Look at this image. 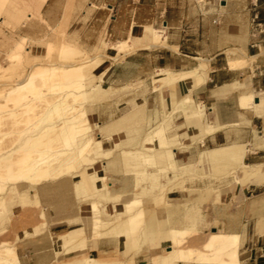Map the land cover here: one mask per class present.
I'll list each match as a JSON object with an SVG mask.
<instances>
[{"label": "crops", "instance_id": "crops-1", "mask_svg": "<svg viewBox=\"0 0 264 264\" xmlns=\"http://www.w3.org/2000/svg\"><path fill=\"white\" fill-rule=\"evenodd\" d=\"M80 1L108 8L95 12L82 7L67 14L66 0H46L39 13L48 26L58 28V32H65L68 37L80 41L83 33L94 35L93 42L86 43L88 48H94L98 34L106 45L99 46V51L90 58L98 61L90 71L91 83L100 84L106 92L95 102L84 105L92 138L100 143L102 152H107L86 167L85 172L95 177V188H106L101 197L77 192L71 183L80 178L73 174L67 186L54 180L42 188L29 189L36 192L37 204L14 202L6 207L0 242L14 245L19 264H67L84 256L118 264H151L150 256L161 253L170 244L166 230L170 226L186 227L185 207L190 206L194 215L189 221L195 222L198 236L214 229L211 233L237 236L238 248L235 258L231 254L223 256L224 262L176 264H264V0ZM253 17L261 31L252 36ZM146 26L161 28L163 46L140 48L129 54L118 53L113 47L129 36L140 37ZM228 60H237L236 67L231 68ZM164 71L175 74L195 71L197 76L170 80L162 74ZM249 96L252 99L241 106L240 97ZM184 98L191 103L179 110V102ZM192 110L200 114L193 117ZM162 141L175 166H195L199 178L188 180L186 175L174 178L171 171H166L152 181L139 177L138 173L156 172L161 165L145 168L121 154V151L147 154L146 150H159ZM225 148L243 149L242 164L261 166L262 172L244 186L233 177L230 187L226 185V190H219L212 177L202 176L220 166H231L225 157L212 158V152ZM236 168L227 173L235 170L240 177L241 170L238 165ZM231 182L228 179L227 184ZM214 192H220L217 199ZM123 194L138 196L145 220L160 225L152 242H142L140 232L130 237L128 245L125 234L116 230L102 228L100 235L87 230L88 218L93 217L92 203H98L100 219L110 222L113 214L123 210L120 198ZM109 196L117 199H107ZM42 221L44 225L35 233L34 228ZM77 232H81L80 236L61 239ZM212 256L219 258L216 251Z\"/></svg>", "mask_w": 264, "mask_h": 264}, {"label": "bare ground", "instance_id": "bare-ground-1", "mask_svg": "<svg viewBox=\"0 0 264 264\" xmlns=\"http://www.w3.org/2000/svg\"><path fill=\"white\" fill-rule=\"evenodd\" d=\"M45 1L46 0H41V5H43ZM158 32L159 31L152 28L151 26H146L143 29V34L140 37L132 38L129 36L127 40L117 42L113 47L117 50L118 53H128L140 48L148 49L151 47L155 48L157 46H163L164 37L162 34H157ZM62 47L64 50L69 52L75 51L76 49L69 42L66 41H64ZM21 48L22 47H18L16 45L15 48L16 52L11 54L10 60H12L13 63L15 61L22 62V52L17 51L20 50ZM101 58L103 57H100V59ZM32 59L42 60V62L44 63H37L30 66L27 76L23 78L24 81L22 80L23 82L15 83L11 87H8L7 85L5 86V88L2 87L0 90V223L6 216V207L9 204H12L14 202L15 203L18 202L20 204H23L24 202L36 203L37 200L36 192L34 191L33 193H31L29 192V189L31 188L34 189L35 187L37 188V186L40 187L42 182L45 181L47 182V178H54L56 176L61 177L64 175L71 176L73 174H77L80 179L77 181L78 184L76 185V191L94 197L95 196L101 197L102 191L104 190V188H106L105 186L101 187V189L95 188L93 185L94 184L93 180L95 177L85 172L86 167L90 166L96 160L107 155V152H102L100 148V143L98 141L93 140L92 138L93 132L85 119V109H84V105L86 103L95 102L97 98L103 96L106 92L103 88H101L100 84L93 85L91 83L92 77L90 71L98 63V61L90 59L91 61L85 64L86 69L84 76L79 77L78 79L75 78V80L69 83H64L62 87H65L66 91L62 94V96H60V98L56 99L52 96H48L47 94H45V92L42 91L40 87L46 86L48 88L47 90L56 89L57 86H55L54 84L50 86V83H54L55 80L64 79V73L75 70L77 69V67L80 66L63 68V67L47 65L45 64L46 61L48 60L46 56L34 57ZM236 63L237 60H228V64L230 65L231 68H235ZM199 73L201 74V72ZM162 74L167 76V78H169L170 80L177 79L179 76H197L195 71H192L187 74H175L173 72L164 71V73L162 72ZM66 80L67 79H65L64 81ZM188 98H184L183 100L181 99L182 101L179 102L178 105L179 110L184 109L186 105L191 103V101L189 100L190 98L189 99ZM240 98L241 99L239 100V102L241 106H245L247 100L252 99L251 96L240 97ZM10 100L18 104L15 111L6 110V103L9 102ZM1 101L4 102L3 105H1L2 103ZM190 114H192L193 117L198 116L200 114V111L192 110ZM9 119L12 120L13 125L16 126L27 125L25 129L19 130L18 135L20 139L17 141V146L16 147L14 146L15 148L11 147L13 146L14 143L8 146H3V142H4L3 139L7 134H9V132L8 133L6 132L8 131ZM158 132L161 133L162 130H159ZM207 132L210 133V130ZM174 140L176 139L174 138ZM53 142L60 143L61 149L55 151V148H50V144ZM165 146H166L165 143L162 141L159 150H146L147 154H143L138 151L137 152L121 151V154L124 158L132 160V162L134 161L137 164L144 165L143 167H145V165L146 166H155V165L157 166V164L161 165V167L158 168L156 172L147 173L145 171H140L138 173L139 177L140 176L148 177L152 181H156L159 173H164L166 171H171L174 174V178L178 175L191 176V174L196 173L197 169L195 166L188 165L187 167L184 168L183 167L177 168L175 164L172 162V155L170 150H168L167 147ZM233 148L219 149L217 151L212 152L211 155L212 158L215 156L225 157L231 166L238 165L242 173L240 174L241 175L240 177L237 176V172L235 170H233L230 173L228 172V174H231L235 178L233 179L235 180L236 183H239L240 185L244 186L245 184H248L252 179L256 178L262 172V168L261 166L254 168L243 165L241 162L243 149H237V148L233 149ZM23 153H27L26 155L29 156L28 159L31 160V162L27 164L24 163L27 161V159L26 161H21L22 165L21 164L19 165V161L14 162L15 158L16 160H19L21 157L23 158ZM32 154L34 155V157L31 156ZM49 158H52L53 161L57 160L58 165L50 166L47 163V159ZM149 170L151 169L149 168ZM42 179H46V180H42ZM2 182H8L7 183L8 185L6 186L5 189H4V185L1 184ZM4 184L6 185V183ZM102 184L104 185L103 179H102ZM146 192L147 191H145V193ZM125 195L126 194H123L122 195L123 197L119 195L122 201L118 197V199L121 202H123L122 212L113 214L116 215V217L114 218V216L112 215L113 220H111L110 222L102 221L100 219L98 214V207H97L98 203L95 202L92 203V212L95 215V217H92V220L88 219L89 221L87 222V230L89 229L92 233L96 235L101 234L100 230L102 228L111 232H115L116 230L119 232V234L120 233L125 234L126 243L129 245L128 242L130 241V237L133 231L137 229V225H136L137 220L142 218L143 226L139 229L141 241L146 243L151 242L152 241L151 237L155 235V233H157V230H160V225L152 222V220H147V219L145 220L144 218L145 210H143V208L141 207V199L138 196H130L131 194L129 196L127 195L125 196ZM218 195L219 193H217L215 196L217 197ZM110 198L111 197L109 196L107 199ZM114 198L115 200L117 199L114 196L113 198H111V200H113ZM119 200L118 202H120ZM21 206L22 205H20V207ZM192 210L193 209L190 206L185 207L184 215L186 218L190 219L193 217ZM40 217L43 219L44 215L40 213ZM169 220L171 221L172 219ZM174 221L177 220L174 219ZM42 225H44V222L42 223ZM35 231L37 230L34 229V232ZM80 233L77 232L72 235L66 234L67 236L64 237L63 235L61 239L62 240H64L65 238L73 239L75 238V236L79 235ZM185 233L186 231H184L183 229L181 228L176 229L171 226L166 230V234L168 238L171 236V234L174 235L172 236V238H174L173 239L174 242L172 241V243L175 244V246L181 244L182 238L185 235ZM238 243L239 240L237 236L224 234L222 232L212 233L205 242L202 250L183 249V248L180 249L174 247V250L172 248L173 251L170 253L163 254L164 252H162L150 256L151 257L150 261L151 264H176L179 261L210 263L213 262L214 260H219L221 262H224L223 256H229L231 254L235 258L236 250L238 248ZM64 247L66 248L67 245ZM212 251L224 252L225 255L222 256L218 255L219 258L216 259L214 256H212ZM55 256L61 257V254H55ZM128 262L130 261L128 260ZM0 264H19V260L15 253V249L13 245H0ZM69 264H103V263L98 262L93 258L84 256L77 259L75 258V260L70 262Z\"/></svg>", "mask_w": 264, "mask_h": 264}, {"label": "rangeland", "instance_id": "rangeland-1", "mask_svg": "<svg viewBox=\"0 0 264 264\" xmlns=\"http://www.w3.org/2000/svg\"><path fill=\"white\" fill-rule=\"evenodd\" d=\"M196 1H201V0H196ZM89 3H92L89 5ZM41 0H0V90L2 87L5 88V86L8 85V87L13 86L15 83H21L23 82V78L27 76V73L29 71V67L37 64V63H44L42 60H33L29 56H46L48 60L46 61L45 64L51 65V66H57V67H63V68H71V67H77V69L69 71L64 73V79L60 80H55L54 83H50V86L54 84L56 89L53 90H47L48 88L46 86H41V90L45 92L48 96H52L56 99L60 98L62 94L66 91L65 87H62L64 83H69L75 78H79L84 76L85 74V67L92 57L93 54H96L100 49V47H105L103 44V41L101 39V34H98V38L95 41L94 48H88L86 46V43H92V35L91 33H83L82 34V39L78 41L77 38L75 37H68L65 32H58L60 31L58 28L57 29H52L50 26L44 22L41 17H40V9H41ZM90 9L93 11L100 10L102 12L106 11V6L102 4H94L93 2L90 1H77V3L74 2V0H66L65 6H64V12L69 14L73 10H80V9ZM88 7V8H87ZM98 11V12H100ZM97 14V13H92ZM91 15V16H92ZM67 21V17L64 18ZM63 19V20H64ZM94 18H92L93 20ZM66 21L62 23H66ZM161 30V28H158ZM157 30V31H159ZM162 31H159L157 34H162ZM96 36V35H95ZM64 41L69 42L75 49V51L69 52L63 49L62 44ZM16 45L18 47H22L20 50L22 52V62H17L15 61L14 63L12 60H10V56L12 53H15L16 51ZM100 46V47H99ZM28 52V53H27ZM51 56V57H50ZM83 66V67H82ZM67 79L66 81H64ZM76 79V80H77ZM23 80V81H22ZM59 85V86H58ZM61 85V86H60ZM48 86V87H50ZM1 105L4 104L3 101H1ZM17 105L14 101L10 100L9 102L6 103V110H12L15 111L17 108ZM27 125H13L12 120L9 119V126H8V131L9 134L5 136L3 139V146H8L12 143L13 146H17V141L20 139L19 138V130L20 129H25ZM16 144V145H15ZM52 144V145H51ZM50 148H55V151L58 149H61V144L60 143H51ZM14 147V148H15ZM29 153V152H27ZM27 153H23V158L21 157L19 160L14 159V162L19 161V165L21 164V161H27L24 163H30L31 160L28 159ZM31 156L34 157L32 154ZM46 156V155H45ZM25 159V160H24ZM57 159V158H55ZM52 158L47 159V163L50 166H57L58 161H51ZM51 163V164H50ZM22 165V164H21ZM232 169H237L235 165H232L230 167H218L217 170H212V172L206 176L202 177H212L216 183L219 185V190L222 189L223 191L226 190L228 185H232L233 182V176L231 174H228L227 171H230ZM31 174V173H29ZM191 174V176H188V180L196 179L199 178V176ZM92 176V175H91ZM229 176V177H228ZM58 178V179H57ZM70 176L69 175H64V176H56L54 178H47V182H53L54 180L61 183L63 186H67V181L69 180ZM51 181H50V180ZM228 179H231V184H227ZM46 180V179H42ZM45 182H42L40 185V188L43 187ZM6 183V185L4 184ZM8 182H2L1 184L4 185V189ZM78 182L74 181L71 183V185L74 187L76 191V185ZM220 188V186H222ZM39 187V186H38ZM42 190V189H41ZM217 193L220 192H214V198L217 199L215 196ZM40 213L43 214L42 211ZM192 214L194 215V212L192 211ZM44 215V214H43ZM114 218L116 215H113ZM113 216H111V220H113ZM93 217L95 215L93 214ZM6 219L5 218L2 220L0 223V228L1 224L3 221ZM89 220H92V217L88 218ZM192 218L188 219L187 218V223L185 224L186 227H183L184 231H186L185 235L182 238L181 244L178 246H175V244L172 243L174 242V238L169 237V242L170 244L167 246L168 248H163L161 253L164 252L163 254L170 253L174 250V247L180 248V249H197L202 250L203 249V243L204 241L211 235V232L214 231H207L206 235H202L201 237L197 235L196 231V224L195 222H190L189 220H192ZM88 220V221H89ZM115 220V219H114ZM143 219L140 218L137 220V229L133 231L131 237L137 234L139 232V229L143 226L142 224ZM43 221L36 226L34 229L37 230L39 227H41ZM87 225V224H86ZM177 229V228H176ZM180 229V228H179ZM216 232V231H215ZM211 233V234H210ZM218 233V232H217ZM28 235L27 233H25ZM209 234V235H208ZM96 235V234H95ZM208 235V236H207ZM153 237V238H152ZM151 237L152 241L154 240V235ZM172 239V240H171ZM171 240V241H170ZM203 240L202 245L198 244L200 241ZM151 241V242H152ZM131 240L128 242L130 243ZM172 244V245H171ZM0 245H13L10 243H5V242H0ZM14 246V245H13ZM173 248V250H172ZM175 248V249H176ZM213 252V251H212ZM237 252V250H236ZM211 254V252H210ZM216 254L219 256L224 255V252H217ZM91 258V257H89ZM95 259V258H93ZM98 262H102L103 264H118L116 262H103L101 260L95 259ZM74 261V260H72ZM71 261V262H72ZM218 263V262H217ZM52 264H58V263H52ZM69 264V263H67Z\"/></svg>", "mask_w": 264, "mask_h": 264}, {"label": "built area", "instance_id": "built-area-1", "mask_svg": "<svg viewBox=\"0 0 264 264\" xmlns=\"http://www.w3.org/2000/svg\"><path fill=\"white\" fill-rule=\"evenodd\" d=\"M251 24H252V36L255 34V33H259L261 31V28H260V24H258L256 22V17H253L252 20H251Z\"/></svg>", "mask_w": 264, "mask_h": 264}, {"label": "water", "instance_id": "water-1", "mask_svg": "<svg viewBox=\"0 0 264 264\" xmlns=\"http://www.w3.org/2000/svg\"><path fill=\"white\" fill-rule=\"evenodd\" d=\"M222 5V4H221ZM253 102L254 103H257V100L256 99H253ZM212 231H214V229H212ZM168 247H166V249H167Z\"/></svg>", "mask_w": 264, "mask_h": 264}]
</instances>
